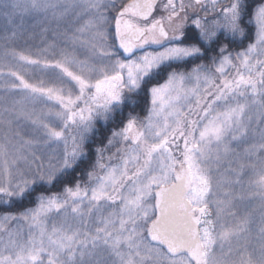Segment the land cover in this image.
<instances>
[{"label":"snow or ice","instance_id":"snow-or-ice-1","mask_svg":"<svg viewBox=\"0 0 264 264\" xmlns=\"http://www.w3.org/2000/svg\"><path fill=\"white\" fill-rule=\"evenodd\" d=\"M0 20V264H264V0Z\"/></svg>","mask_w":264,"mask_h":264},{"label":"trees","instance_id":"trees-1","mask_svg":"<svg viewBox=\"0 0 264 264\" xmlns=\"http://www.w3.org/2000/svg\"><path fill=\"white\" fill-rule=\"evenodd\" d=\"M199 61H196V63H198ZM142 114V112H141ZM112 125H109L108 128H104L101 124H98L97 128L99 129V131L97 132V134L94 137L95 140V144H99L102 145L104 143V141L106 140L108 134L110 133V129H111ZM90 159H92V157H90ZM87 164L82 165L81 167H86ZM79 171V169H78ZM59 190V186L57 187H53L51 189V191H58ZM19 210L18 208H14V209H0V212L3 211H17Z\"/></svg>","mask_w":264,"mask_h":264},{"label":"rangeland","instance_id":"rangeland-1","mask_svg":"<svg viewBox=\"0 0 264 264\" xmlns=\"http://www.w3.org/2000/svg\"><path fill=\"white\" fill-rule=\"evenodd\" d=\"M125 2H127V0H125ZM157 14L159 15L160 13H157ZM3 25H4V22H3L2 20H0V35L3 34V32H2ZM48 38L51 39V34H49ZM21 43H22V41H21ZM29 44H31L33 47L39 45V37H37L35 40L29 41ZM39 46H43V45H39ZM0 95H3V90H2V89H0ZM145 114H146V113L142 112L141 115L143 116V115H145ZM97 126H98V124H97ZM109 134H110V133H109ZM109 134H108V135H109ZM104 143H106V140L104 141ZM104 143H103V144H104ZM92 158H94V157H92ZM222 171H223V169H222Z\"/></svg>","mask_w":264,"mask_h":264}]
</instances>
